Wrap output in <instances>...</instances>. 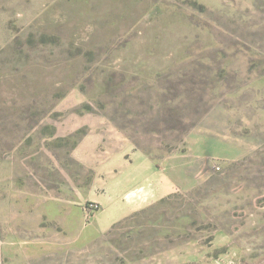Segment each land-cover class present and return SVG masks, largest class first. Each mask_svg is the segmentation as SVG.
Instances as JSON below:
<instances>
[{
  "label": "rangeland",
  "instance_id": "374dc122",
  "mask_svg": "<svg viewBox=\"0 0 264 264\" xmlns=\"http://www.w3.org/2000/svg\"><path fill=\"white\" fill-rule=\"evenodd\" d=\"M0 264H264V0H0Z\"/></svg>",
  "mask_w": 264,
  "mask_h": 264
},
{
  "label": "built area",
  "instance_id": "2783aa9c",
  "mask_svg": "<svg viewBox=\"0 0 264 264\" xmlns=\"http://www.w3.org/2000/svg\"><path fill=\"white\" fill-rule=\"evenodd\" d=\"M217 169H220V167H217ZM91 205H94L93 203Z\"/></svg>",
  "mask_w": 264,
  "mask_h": 264
}]
</instances>
